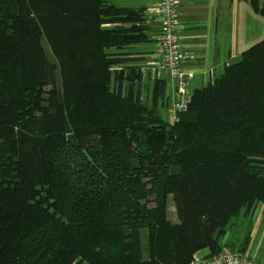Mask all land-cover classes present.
Returning <instances> with one entry per match:
<instances>
[{
    "label": "trees",
    "instance_id": "1",
    "mask_svg": "<svg viewBox=\"0 0 264 264\" xmlns=\"http://www.w3.org/2000/svg\"><path fill=\"white\" fill-rule=\"evenodd\" d=\"M149 30L110 0H0V264H187L264 204V37L167 121Z\"/></svg>",
    "mask_w": 264,
    "mask_h": 264
},
{
    "label": "crops",
    "instance_id": "2",
    "mask_svg": "<svg viewBox=\"0 0 264 264\" xmlns=\"http://www.w3.org/2000/svg\"><path fill=\"white\" fill-rule=\"evenodd\" d=\"M110 1L120 7L145 10L153 42L138 45L134 50L143 52L144 56V60L137 66L152 62L155 59L156 39L160 34V19L154 11L155 0ZM178 18L181 21L179 41L184 54L189 57L184 63V69L193 74L189 88L192 93L195 89L203 88L209 80L221 75L226 66L237 61L240 46L255 40L256 28L260 30L262 16L256 14L249 3L243 0H180ZM152 79L144 76L143 90L150 89ZM166 95L168 105L160 109L171 116L173 85L170 81H166ZM220 244L256 262L264 261V205H257L247 214L242 213L227 228L220 238ZM198 254L204 257L208 255V250H201Z\"/></svg>",
    "mask_w": 264,
    "mask_h": 264
},
{
    "label": "built area",
    "instance_id": "3",
    "mask_svg": "<svg viewBox=\"0 0 264 264\" xmlns=\"http://www.w3.org/2000/svg\"><path fill=\"white\" fill-rule=\"evenodd\" d=\"M180 0H155L154 11L160 19V34L155 43V59L140 66L144 76L164 79L173 85V99L171 101L172 120H177V114L185 111L190 102V81L192 73L186 72L184 63L189 58L181 48L179 29L181 21L178 18ZM76 264H89L79 261ZM187 264H264L256 262L253 258L243 256L224 248L213 256H200L195 253Z\"/></svg>",
    "mask_w": 264,
    "mask_h": 264
},
{
    "label": "rangeland",
    "instance_id": "4",
    "mask_svg": "<svg viewBox=\"0 0 264 264\" xmlns=\"http://www.w3.org/2000/svg\"><path fill=\"white\" fill-rule=\"evenodd\" d=\"M261 1L264 2V0H261ZM234 19H235V18H234ZM235 21H236V20H234L233 23H235ZM240 34H241V36H242V33H240ZM263 37H264V17L261 18V26H260V30H258V29L256 28V36H254V39H255V40L252 41V42H249V43L246 44L245 46H240L241 48H240V50H239V54H240L243 50H245V49H247L248 47H250L251 45H253V44H255L256 42L260 41ZM45 48H46V46H45ZM239 54H238V56L236 57V60L239 59ZM143 98H145L146 100H147V98H148V96H147V92H146V91L143 92ZM170 107H171V106H170ZM160 114L162 115V117H163L165 120H167V121L172 120V115H171V116H168V115L166 114V111H164L163 109H160ZM170 117H171V118H170ZM259 205L263 206L264 204H259ZM167 213H168V217H169V219H170L171 221H173V222H176V221H177V219H176V214H175V208H174V205H173V202H172V199H171L170 196H169L168 201H167Z\"/></svg>",
    "mask_w": 264,
    "mask_h": 264
}]
</instances>
